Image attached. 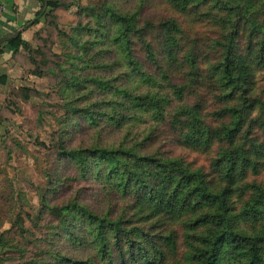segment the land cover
<instances>
[{"label": "trees", "instance_id": "1", "mask_svg": "<svg viewBox=\"0 0 264 264\" xmlns=\"http://www.w3.org/2000/svg\"><path fill=\"white\" fill-rule=\"evenodd\" d=\"M38 1L36 47L0 53L55 74L63 113L42 149L13 139L48 181L25 243L0 165V264H264V0ZM9 90L38 136L43 93Z\"/></svg>", "mask_w": 264, "mask_h": 264}, {"label": "rangeland", "instance_id": "2", "mask_svg": "<svg viewBox=\"0 0 264 264\" xmlns=\"http://www.w3.org/2000/svg\"><path fill=\"white\" fill-rule=\"evenodd\" d=\"M71 13L77 11L76 7L71 8ZM72 16L69 13H65L64 21H70ZM45 24V19H42V24L37 28H41ZM63 31L69 34L72 30L70 25H61ZM36 30V32H37ZM34 47L36 42L33 38ZM53 52L57 54L61 52L58 44L53 45ZM14 66L20 67V76L17 78V86H9L5 91L4 98L0 102V165L7 168L10 177L14 181L15 188L20 194L18 212L24 217V227L27 232L24 237L16 236V241L25 243L26 237L31 239L33 234L40 235L39 229L35 226L34 219L39 212V208L42 205L41 196L46 192L48 187L47 179L41 178L34 169L33 158L27 155L18 157V151H12L19 145L25 146V149L34 150L42 149L40 145L35 143L39 138L42 142L48 143L49 135L54 130L58 118L62 115L63 110V91L60 84L57 83L55 74L51 76L38 77L29 73V69L32 67V63L29 61V57L25 54H18L14 56ZM50 71V70H47ZM59 74V73H58ZM57 74V75H58ZM10 87H34L43 93L40 97H33L28 103L22 105V109L28 116L34 114L33 106H37V109L43 113V120L40 124L39 135L30 136L27 132L29 125L34 126L33 123H28L27 119L17 111L14 106L7 102ZM36 130V129H35ZM13 139H17L13 144ZM20 149V148H19ZM12 222H5L0 225V232L11 227ZM13 259L9 261V264H15L23 262L24 259L20 258L19 252L11 251L7 254Z\"/></svg>", "mask_w": 264, "mask_h": 264}, {"label": "crops", "instance_id": "3", "mask_svg": "<svg viewBox=\"0 0 264 264\" xmlns=\"http://www.w3.org/2000/svg\"><path fill=\"white\" fill-rule=\"evenodd\" d=\"M5 6L0 15V41L21 35L23 39L32 42L37 28L42 24H33L40 10L38 0H0ZM15 65L13 50L0 53V102L9 86H17L20 67ZM2 96V98H1Z\"/></svg>", "mask_w": 264, "mask_h": 264}, {"label": "built area", "instance_id": "4", "mask_svg": "<svg viewBox=\"0 0 264 264\" xmlns=\"http://www.w3.org/2000/svg\"><path fill=\"white\" fill-rule=\"evenodd\" d=\"M4 9H5L4 4L0 2V15L3 13Z\"/></svg>", "mask_w": 264, "mask_h": 264}]
</instances>
